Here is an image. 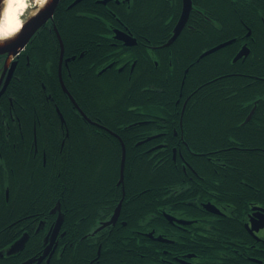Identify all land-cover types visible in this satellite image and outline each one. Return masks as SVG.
Listing matches in <instances>:
<instances>
[{
  "label": "trees",
  "instance_id": "1",
  "mask_svg": "<svg viewBox=\"0 0 264 264\" xmlns=\"http://www.w3.org/2000/svg\"><path fill=\"white\" fill-rule=\"evenodd\" d=\"M66 1L69 0H60L54 22L64 38L65 49L69 51L75 40L72 21L74 28L78 27L75 30L77 37L85 32L88 25L68 16L72 9L61 7ZM158 3L162 4L161 8L165 7L161 0ZM195 4L210 18H207L209 21L217 20L221 26L216 30L205 28V36L200 33L186 34V41L178 51V61L173 63L174 73L167 77L158 74L156 78L135 74L129 80L121 75H84L80 72L86 62L77 58L74 61L77 75L72 80V86L66 83L84 111H97L103 124L117 132L126 146L125 197L120 213L125 225L117 223L109 227L103 241L101 263L150 262L147 256L150 254V243L140 240L132 231L159 225L160 221H155L153 216H161L159 209L170 203L181 207L186 204L181 201L198 197L229 202L234 207L237 205L236 197L239 200L247 196L260 197L258 190L264 187V80L261 78L264 76V0H195ZM153 9L146 6V13L151 14ZM245 24L252 28L255 39L252 53L248 58L233 63L232 50L244 37ZM41 34L36 32L30 39L29 64H26L24 55L18 61L16 75L23 76V84L13 88V91L18 99L26 94L29 118L33 116L32 103L35 100L43 102L44 113H50V124L48 127L42 125V130L38 131L39 139L42 138L39 143L46 150L45 161L41 155L14 156L17 178L10 188L9 203H4L3 194H0V220L10 221L21 213L48 214L60 200L68 214L92 212L89 216H92L91 223L95 227L98 220L109 217L121 197L122 185H117L121 146L106 130L91 127L79 114L71 117L69 113H64L72 104L62 91L56 75L57 62L53 55L57 49L52 47L57 46L55 35L49 34V38V35ZM232 38L236 42L196 61L202 49ZM189 62L193 63L184 73L183 68ZM231 69L253 73L256 78L252 80L231 75L217 78L219 73ZM145 80L151 81L150 86L156 89L141 91L139 88ZM179 92L183 97L189 95L181 117L182 130L179 126V107L175 105ZM256 98L259 100L253 118L260 121L255 124L263 129L253 127L251 130L247 127L249 123H239ZM53 104L64 113L66 128L59 122ZM130 106L141 112L133 115L128 110ZM160 106L165 107L162 111L170 118V122H166L169 152L158 153L155 157L148 152L138 155L135 141L139 136L152 132L159 124L125 125L134 117H154L153 109ZM174 128L178 134L182 131L186 143V146H183L184 143L181 145L183 157L177 156L176 161H173L170 150L178 141L171 135ZM147 145L138 148L143 149ZM183 163L192 167L196 175L189 169L188 175L184 174ZM245 181L248 186L243 184ZM99 207L102 213H98ZM188 211L194 213L193 205L188 204ZM86 253L69 257L68 261H84ZM138 254H145L146 259H140Z\"/></svg>",
  "mask_w": 264,
  "mask_h": 264
},
{
  "label": "flooded vegetation",
  "instance_id": "2",
  "mask_svg": "<svg viewBox=\"0 0 264 264\" xmlns=\"http://www.w3.org/2000/svg\"><path fill=\"white\" fill-rule=\"evenodd\" d=\"M159 1H66L65 6L61 7L62 9H72L71 15L68 16L71 19L74 18V21H80L88 25L85 32H81L79 34L81 36L77 37L78 33L75 30L78 27L74 28L72 21V32L75 40L69 51L65 49L64 38L54 22L55 11L60 0L52 18L36 31H40L41 35L53 33L55 35L54 43L56 42L57 46L52 45V47H54V50L57 49V53L54 52L53 55V59L57 62L56 75L62 91L67 94L72 104L70 109L64 113H69L71 117L74 114H79L81 119L91 127L95 126L106 130L119 141L121 156L122 144L126 156V146L122 137L103 124V119L97 111H87L86 113L72 96L66 83L72 86V80L77 75L74 62L77 58H83L86 62L85 68L80 72L84 75H121L128 80L135 74L146 78L151 76L156 78L158 74L167 77L168 74L174 73L173 63H175V60L178 61V51L181 44L186 41L184 38L186 34L200 33L205 36L207 35L205 28L211 27L216 30L221 26V23L217 20L209 21L210 18L203 13V10L196 7L195 0H191V9L184 26L177 37L167 44L180 17L183 0H161L165 5L163 8H161L162 4L158 3ZM146 6L154 7L151 14L146 13ZM245 29L244 37L239 43H236V49L232 50L231 61L233 63L251 56L252 44L255 43V39L252 28L245 24ZM57 35H59L60 40ZM232 39L231 43L233 44L236 39ZM29 42L30 40L9 61L5 60V55H0V194H3L2 199L6 204L10 201V188H12L14 180L17 178L16 166L13 163L14 156H18V154L41 155L43 161H45L46 150L39 143L42 138L39 139L38 131L42 130V125L48 127L51 121L48 118L50 113H44L43 102L35 100L32 103L33 116L29 118L28 112H26L28 110L27 105H29L26 94L21 93L20 99L14 96L13 88L23 84V76L16 75L18 61L24 55L27 60L26 64H29ZM215 45L217 44L198 52L195 58L196 61L228 46L225 45L201 56L203 52ZM243 46L246 47L247 54L233 61L234 56ZM77 52L79 53L77 54ZM12 61H16V64L5 84ZM192 63L189 62L187 66H184V73L188 71V67ZM40 72L39 74H41ZM227 75L252 80L256 78L253 73L237 69L221 72L217 75V78ZM261 78L264 80V76ZM61 81L67 92L63 90ZM183 82L184 75L181 85ZM150 85L151 81L145 80L139 89L141 91L156 89ZM42 87L45 88L43 84ZM188 98L189 95L183 97L182 92H179V96L175 101V105L177 108L179 107V126L181 130V117L187 106ZM258 100L259 98L255 99L254 104L249 108L239 125L249 123L247 127L251 130L253 127L263 129L260 125L255 124L260 121L253 118ZM53 106L59 122L66 128L64 113L59 106L54 104ZM253 108L251 117L246 119ZM162 109L164 110L165 107L160 106L158 109H153L155 112L154 117H134L129 119L125 125V127H132L152 123L159 124L157 125L159 127L153 129L152 132L139 136L138 140L135 141L136 154L140 155L148 152L155 157L158 153L167 154L169 152V149H167L168 143L166 142L168 134L166 122H170V118H167ZM128 110L133 115L141 112L136 110L134 106L128 107ZM178 133L174 128L171 134L174 139L178 140L170 148L173 161L177 160V156L183 157L181 148L184 143L182 131L181 134ZM66 136H68V133H66ZM146 143H148L146 148H138L143 144L146 145ZM61 144H63V141ZM183 146H186V143ZM187 169L196 175L192 167L190 168L183 163L182 170L186 175H188ZM194 175L189 176V178L191 179ZM243 184L248 186L246 181ZM117 185H122L121 197L117 203V205L120 203V211L118 218L112 224L101 225L112 216L117 205L112 213L108 215V218L98 220L94 227L91 223L92 216H89L92 213L91 211V213L83 215L68 214L62 208L60 200L56 201L48 214L42 212L35 214L21 213L10 221L1 219L0 264H108V261L101 263L100 257L103 253V241L109 227L117 223L125 225V221L120 218L125 189L123 182L119 183V180ZM249 187H252V185H249ZM258 194H260V197L247 196L241 200L236 197L237 205H234V207L229 202L220 203L215 201L214 198L204 200V198L192 197L181 201V203H186L181 207L170 203L169 206L160 208L158 213L161 216H153L155 221H160L159 225L155 224L158 228L153 226L146 230L132 231L140 240L150 243V254L147 256L151 261L144 262V264H264V187L258 190ZM188 204L193 205L194 213H189ZM206 204L213 205L219 212L209 210L205 206ZM100 209L101 207L97 208L98 213H102ZM59 214H61V225L54 237L51 238ZM99 216L105 215L99 214ZM20 240L22 242L15 244ZM84 251L87 252L84 261H68L69 257L79 256ZM138 256L140 259H146L145 254H138Z\"/></svg>",
  "mask_w": 264,
  "mask_h": 264
},
{
  "label": "water",
  "instance_id": "3",
  "mask_svg": "<svg viewBox=\"0 0 264 264\" xmlns=\"http://www.w3.org/2000/svg\"><path fill=\"white\" fill-rule=\"evenodd\" d=\"M58 2H59V0H50L43 8H41V9L37 10L35 13L31 14L30 17L28 19H26L25 21H22V19H21L22 26H21L19 32L13 38H11V39L0 44V55H5V58L7 59V61L10 58H13L14 56H16L25 47V45L28 43V41L30 40L32 35L35 33V31L39 27L44 25V23L47 20L52 18V15L54 13V10H55ZM1 3H2V0H0V7H1ZM190 9H191V0H183V7H182L180 17H179V19H178V21H177V23L173 29V34L169 38L167 44L171 43L177 37L179 32L181 31L182 27L184 26V23L186 22V20L188 18V14H189ZM57 36L59 38V35H57ZM59 40H60V38H59ZM231 42H232V40H228V41L219 43L216 46L210 48L209 50L203 52L201 54V56H204L208 53H211L217 49H220L221 47H224L225 45H228ZM246 54H247V49L245 46H243L237 52V54L234 56L233 61H236L237 59H239L242 56H245ZM15 64H16V61H12L10 69H9L7 77H6L5 84L7 83L8 79L10 78V76L13 72V69L15 67ZM61 85H62L63 90L65 92H67L66 88L62 84V81H61ZM70 98H71V96H70ZM253 110H254V108L250 111V113L248 114L246 119H249L251 117ZM124 162H125V148L122 144V156H121V160H120L119 183L123 182ZM205 206L213 212H219L211 204H206ZM119 211H120V203L116 206L112 216L107 221L103 222L101 225H108V224L114 223L116 221V219L118 218ZM60 216H61V214L58 215V218L55 222L51 238L54 237V235L56 234V232L60 228V225H61V217ZM20 242H22V240H20L19 242L17 241L15 244H18Z\"/></svg>",
  "mask_w": 264,
  "mask_h": 264
},
{
  "label": "bare ground",
  "instance_id": "4",
  "mask_svg": "<svg viewBox=\"0 0 264 264\" xmlns=\"http://www.w3.org/2000/svg\"><path fill=\"white\" fill-rule=\"evenodd\" d=\"M37 10L43 8L50 0H32ZM29 6L26 0H2L0 9V44L13 38L22 26L23 10ZM25 8V9H24ZM19 22V23H18ZM7 33L6 35L4 33Z\"/></svg>",
  "mask_w": 264,
  "mask_h": 264
},
{
  "label": "rangeland",
  "instance_id": "5",
  "mask_svg": "<svg viewBox=\"0 0 264 264\" xmlns=\"http://www.w3.org/2000/svg\"><path fill=\"white\" fill-rule=\"evenodd\" d=\"M26 5H28L29 7L25 11L24 10L22 11L23 12V15L21 17L22 21L28 19L30 15L35 13L38 9V7L35 6V3L32 0H26Z\"/></svg>",
  "mask_w": 264,
  "mask_h": 264
},
{
  "label": "snow or ice",
  "instance_id": "6",
  "mask_svg": "<svg viewBox=\"0 0 264 264\" xmlns=\"http://www.w3.org/2000/svg\"><path fill=\"white\" fill-rule=\"evenodd\" d=\"M4 34L6 35L7 33L5 32Z\"/></svg>",
  "mask_w": 264,
  "mask_h": 264
},
{
  "label": "clouds",
  "instance_id": "7",
  "mask_svg": "<svg viewBox=\"0 0 264 264\" xmlns=\"http://www.w3.org/2000/svg\"><path fill=\"white\" fill-rule=\"evenodd\" d=\"M19 23V22H18Z\"/></svg>",
  "mask_w": 264,
  "mask_h": 264
}]
</instances>
